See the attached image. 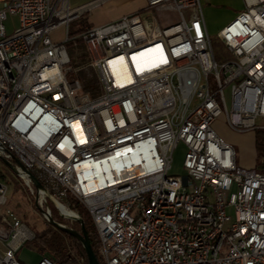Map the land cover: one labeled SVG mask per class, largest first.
<instances>
[{
    "label": "built area",
    "instance_id": "built-area-1",
    "mask_svg": "<svg viewBox=\"0 0 264 264\" xmlns=\"http://www.w3.org/2000/svg\"><path fill=\"white\" fill-rule=\"evenodd\" d=\"M145 1L177 19L160 26L134 12L70 36L69 22L99 0H0V161L41 204L82 203L104 264H264V141L257 167H243L215 129L222 117L233 132L264 135V0H243L219 29L220 61L201 0ZM8 14L18 19L10 34ZM76 38L99 83L93 96L68 76ZM3 63L21 87H3ZM179 143L182 172L171 173ZM7 191L0 180V264H27L16 251L33 233L4 206Z\"/></svg>",
    "mask_w": 264,
    "mask_h": 264
},
{
    "label": "rangeland",
    "instance_id": "rangeland-1",
    "mask_svg": "<svg viewBox=\"0 0 264 264\" xmlns=\"http://www.w3.org/2000/svg\"><path fill=\"white\" fill-rule=\"evenodd\" d=\"M80 2H82V0H71V5L78 4ZM135 2L136 1L134 0H105L103 3L99 4L98 8H100L99 12H102L105 14H108V13L113 14V13H117L120 10H124L134 5ZM235 4H238V6H236ZM235 4L233 5H235L234 7H236L237 9L236 12L239 9L244 8V4L242 0H237ZM202 5H203V11H204L206 20L209 21L210 8L214 5V1L213 0H203ZM153 15L157 16L159 21H164V18H165L164 23L168 22V18L166 19V17H171V18H174L175 20L177 19V14L172 9H164L161 11L149 9V10L140 11V16L142 17V19H144L145 16L152 17ZM87 16H88V13L84 12L79 18H77V23H75L76 24L75 27L80 25L82 20L86 19ZM4 23L6 26L7 34L12 33L16 28H18V19L16 15L8 14ZM210 31H211V40H212V46L215 52V56L217 60L220 61L224 57L223 46L220 43L216 33L214 32L215 29H212ZM63 34H64V29L62 26H58L53 31L54 37L58 40L62 39ZM68 52L70 53V56H71V68H72L69 71V73L71 72V75H69L68 73V76L78 78L77 74L78 72H80L85 77H91V76L96 77L94 70L90 66L85 64L84 62L86 59V53H85V49L83 45L80 44L79 41H77V43L75 44H72L71 47L68 49ZM78 79L80 80V78ZM80 82L82 84L81 80ZM225 94L229 102L228 88L225 89ZM215 129H216V132L220 134L221 136L230 132L227 129L226 125L224 124L222 117H218L217 121L215 122ZM261 136H262V133L259 131H252L250 133L236 132L233 135L232 145L235 149L236 159L239 165L242 164L241 166L246 167L244 166L245 161H252L254 158L255 163L252 167H257V164L260 161L261 150L257 151L256 153L254 152V150L256 149V138L260 139ZM182 154H183V145L179 143L173 151L172 167L170 170L171 173H181L182 172V166H181ZM3 165H6V167H8L9 171H11L12 175L14 176V178L12 177L13 180L7 183L8 185V191L6 194L7 201L4 206L16 212V214L20 217L22 222L30 228V230L33 233V236L36 230L42 229L47 224V222H49L40 210V207H43V206L44 207L48 206L51 210V213L55 211L57 213V216H60L61 218H63V222H60L57 220L55 221L65 226H67L66 224L69 225L72 223L76 225L78 224L80 225V220H82L81 214L76 209H74L72 206L68 205L69 203L67 202L70 200V198L75 199L73 196H71L70 194H67L66 197L60 201L65 205L66 208H68V210H71L73 214L75 213L78 214L77 218H74V216L66 214L64 211H62L58 207L60 212H62L64 215L60 214L57 208L56 202H54L51 198L46 197V201L43 200V203L41 204L38 201V195H37L36 190L30 189L29 186L26 184V182L17 175L15 170L12 169L11 166H9L7 162L1 160L0 167L2 169H4ZM0 180H3V179L0 178ZM75 200L78 201L77 199ZM80 204L85 208V206L82 203ZM228 210L231 212V208H228ZM40 255L41 254L37 253L36 251L31 249L29 246H27L24 243L20 245L16 251V257L24 261L27 264H35V261L38 259V257H40ZM55 262L56 264H58L57 261Z\"/></svg>",
    "mask_w": 264,
    "mask_h": 264
},
{
    "label": "trees",
    "instance_id": "trees-1",
    "mask_svg": "<svg viewBox=\"0 0 264 264\" xmlns=\"http://www.w3.org/2000/svg\"><path fill=\"white\" fill-rule=\"evenodd\" d=\"M75 23H77V18L69 22L68 35L70 36L88 26L86 19H83L81 24L77 27H75ZM78 40V38L75 40H69L67 42V46H71L74 41ZM69 75H71V72ZM77 77L82 81L84 90L90 95L93 96L100 91L99 83L96 77H85L80 72H78ZM262 141H264V135H262L260 139L256 138L257 151L262 150ZM12 162L14 161L12 160ZM3 168L4 169L0 167V178L9 183L13 180L12 177L14 178V176L12 175L11 171H9L8 167H6V165H3ZM67 202L69 203L68 205L72 206L81 214L84 229L87 233L92 249L95 252L99 263L104 264L98 251L99 238L88 212L79 203V201H76L73 198H70V200ZM51 214L54 220L63 222V218L57 216L55 211ZM66 225L77 230L78 232H81V226L79 224L76 225L72 223ZM24 244L41 255L50 256L53 260L57 261L58 264H88L87 255L80 240L50 222H47V224L42 229L36 230L34 232V236L31 239L26 240Z\"/></svg>",
    "mask_w": 264,
    "mask_h": 264
},
{
    "label": "crops",
    "instance_id": "crops-1",
    "mask_svg": "<svg viewBox=\"0 0 264 264\" xmlns=\"http://www.w3.org/2000/svg\"><path fill=\"white\" fill-rule=\"evenodd\" d=\"M90 0H82V2L78 3V4H74V6L76 5H80V4H83V3H86ZM105 0H99V2H97L96 4L92 5L90 8L86 9L84 12H87L88 13V16L86 17V21L88 23V26L89 25H99V24H103V23H106V22H109V21H112L114 19H117L119 17H121L122 15H126V14H130V13H134V12H138L140 14V11L141 10H149L151 8H147L146 6V1L145 0H134L136 1L134 3V5L124 9V10H120L118 11L117 13H113V14H105V13H102V12H99V9L98 6L99 4L103 3ZM203 0H201V3H202ZM214 1V5L210 8V15H209V21L206 20V17H205V22H206V27L208 29V32L210 33L211 35V31L212 29H215V33L217 35L219 29L224 25L226 24L230 19H232L235 14L240 11L241 9H239L237 12H236V7H234L235 5L238 6V4H235V2H237V0H213ZM243 1V0H242ZM235 4V5H233ZM244 4V3H243ZM110 8V7H109ZM108 8V10H109ZM202 8H203V5H202ZM151 10H158V11H161V10H164L162 8H152ZM83 12V13H84ZM82 13V14H83ZM204 13V11H203ZM81 14V15H82ZM91 14V15H90ZM205 16V14H204ZM79 18V17H78ZM144 18H154L156 20V22L160 25V26H165L173 21H175L174 18H171V17H166V19L168 18V22L167 23H164L165 22V18H164V21H159L158 17L157 16H152V17H147L145 16ZM212 28V29H211ZM52 37L54 40H58L54 37V35L52 34ZM60 40V39H59ZM228 129V128H227ZM229 130V129H228ZM230 132H228L227 134L223 135V137L225 139H227L229 142L232 143V138H233V135L236 133V132H233L231 130H229ZM252 131H248L247 133H250ZM254 152L256 153L257 150L255 149ZM254 153V154H255ZM252 157V156H251ZM237 160V159H236ZM252 160V159H251ZM255 163V159L253 158L252 161H245V165L246 167H252ZM242 165V164H241ZM39 258V257H38ZM38 260V259H37ZM36 260V261H37ZM35 261V263H36Z\"/></svg>",
    "mask_w": 264,
    "mask_h": 264
},
{
    "label": "water",
    "instance_id": "water-1",
    "mask_svg": "<svg viewBox=\"0 0 264 264\" xmlns=\"http://www.w3.org/2000/svg\"><path fill=\"white\" fill-rule=\"evenodd\" d=\"M8 163V162H7ZM9 166H11V168L14 169V167L8 163ZM21 168L28 174V176L30 177V179L32 180L33 184L35 185L36 188H43L42 184L40 183V181L32 174V172H30L29 170H27L23 165H21ZM41 212H43V209L40 208ZM50 223L54 224L55 226H57L58 228L64 230L65 232L69 233L70 235L75 236L76 238H78L80 240V242L82 243L84 250L86 252L87 255V259H88V264H100L95 252L92 249V246L90 244L89 238L87 236V233L84 229V225L82 220H80V225H81V232H78L77 230L70 228L68 226H65L57 221H55L51 215H48V219H47Z\"/></svg>",
    "mask_w": 264,
    "mask_h": 264
},
{
    "label": "bare ground",
    "instance_id": "bare-ground-1",
    "mask_svg": "<svg viewBox=\"0 0 264 264\" xmlns=\"http://www.w3.org/2000/svg\"><path fill=\"white\" fill-rule=\"evenodd\" d=\"M113 67L115 68L114 64ZM3 71L4 73H2V85L4 88L17 89L18 87L22 86V79L21 77H19L18 72H13L12 63H3ZM125 78L128 79V73H125L124 77L121 78L120 80L122 81ZM57 205L66 214L75 216V214H73L71 210H68V208L62 206L61 204H57ZM60 213L63 214L62 212Z\"/></svg>",
    "mask_w": 264,
    "mask_h": 264
}]
</instances>
